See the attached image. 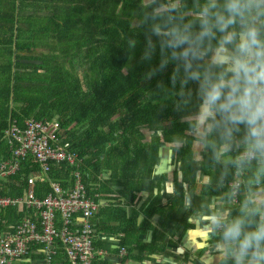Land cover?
<instances>
[{"label":"trees","instance_id":"obj_1","mask_svg":"<svg viewBox=\"0 0 264 264\" xmlns=\"http://www.w3.org/2000/svg\"><path fill=\"white\" fill-rule=\"evenodd\" d=\"M6 2L7 10L0 8L5 21L0 23L10 32H18L16 40L12 39L16 41L13 52L29 54L16 56V66L42 72L18 79V87L0 88V106L4 107L0 111V162L11 156L3 134L12 119L24 124L29 118L58 117L65 139L84 158L83 182L109 202L101 212L107 221L96 223L97 232L112 233L120 246L134 245L140 252L155 253L154 245L163 239L157 237L151 217L163 215L159 226L164 228L173 210L184 204V196L187 203L181 226L185 230H193L185 222L198 210V194H223V200L230 203L228 220L240 214L246 200L260 213L253 224L264 219V202H256L259 191H264V177L255 179L257 162L252 160L242 170L232 163L245 150V126L231 131V145L222 155L228 130L219 117L207 121L209 129L203 138L196 132L203 102L201 85L207 75L219 71L212 56L223 47L222 33L215 28L214 36L201 39L199 35L205 15L213 20L217 17L216 0ZM255 8L243 20L237 18L229 30L239 31L244 24L240 21L251 14L250 23L264 38V2L257 13H253ZM24 31L27 38L22 36ZM41 40L49 50L36 57L42 65L22 64L23 59H35L31 54ZM74 61L77 66H72ZM15 103L18 109L12 107ZM144 131L152 134L149 141H144ZM197 141L203 143L199 160L193 150ZM164 143L178 145L172 159L178 165L173 184L179 197L160 209L157 202L167 175H154V170ZM204 177L207 181L202 183ZM234 182H239L236 203ZM130 192L148 196L137 208L134 195L129 199ZM7 215L0 220L17 224L23 216L13 209ZM142 215L145 219L139 223ZM146 231L155 232L149 244L139 240ZM221 243L235 244L224 239L222 226L216 224L199 255ZM235 248L237 253L236 244ZM235 260L225 257L217 264H235Z\"/></svg>","mask_w":264,"mask_h":264},{"label":"built area","instance_id":"obj_2","mask_svg":"<svg viewBox=\"0 0 264 264\" xmlns=\"http://www.w3.org/2000/svg\"><path fill=\"white\" fill-rule=\"evenodd\" d=\"M3 139L11 156L0 162V218L11 209L23 216L17 224L0 220V264L30 254L40 255L43 264L60 254L66 264H96L105 251L98 248L95 221L109 202L83 182L84 158L65 139L60 123L29 118L21 126L12 119ZM231 186L236 203L239 182ZM126 254L119 247V256Z\"/></svg>","mask_w":264,"mask_h":264},{"label":"clouds","instance_id":"obj_3","mask_svg":"<svg viewBox=\"0 0 264 264\" xmlns=\"http://www.w3.org/2000/svg\"><path fill=\"white\" fill-rule=\"evenodd\" d=\"M260 2L225 0L227 15L213 20L206 14L199 34L201 39L214 36L215 28L222 33L226 49L215 65L219 71L207 75L201 85L200 122L219 117L228 130L221 155L231 145V131L238 130L241 124L245 126L244 153L232 163L242 170L255 160L257 180L264 177V38L254 24H242L239 31L229 29L237 18L243 20ZM252 203L246 200L240 214L231 220L226 214L213 218L214 223L222 226L224 239L237 245L235 264H264V219L253 224V218L260 213Z\"/></svg>","mask_w":264,"mask_h":264},{"label":"crops","instance_id":"obj_4","mask_svg":"<svg viewBox=\"0 0 264 264\" xmlns=\"http://www.w3.org/2000/svg\"><path fill=\"white\" fill-rule=\"evenodd\" d=\"M6 1H9V3H11V1L13 0H0V3H2L0 5V8L4 11H6L8 8ZM148 1L150 0H144V2ZM262 2H264V0H261L260 3ZM172 4L174 7L175 4ZM224 5L225 0H216V16L227 15ZM255 12L257 13V7L254 9L253 13ZM18 17L19 15L17 14L16 20L18 19ZM254 19L255 18H253V20ZM1 20H3V17H0V21ZM250 21L251 14L247 18V20L240 21V23L251 24ZM13 34L14 38H12ZM17 34L18 32L13 33L12 31H8L6 29V24L4 25L3 22L0 23V88L6 85H10L11 87H18V79H27V77H29V73L34 72L36 74L42 72L41 70L37 69L29 71L28 69L22 67L19 68L18 66H16V56L29 55L27 51H17L16 54L13 52V44L15 45L16 41L13 42L12 39H15ZM22 34L21 35L23 36V38H27L29 36L27 31H24ZM40 44L41 46L35 49V53L31 54L32 56H35V59H23L21 60L22 64L35 66L42 65L43 62L29 63V61H42L36 57L40 56L41 54L48 53L42 51V48H44L42 40ZM225 52L226 49H224V47L216 49L215 62H217ZM12 107H15L17 109L19 108L17 103L12 105ZM3 108V106H0V111ZM197 122V134H199V132L201 131L204 132L209 129V124L207 125V122L201 124L200 120L198 119ZM20 125L23 126L22 123H20ZM151 135L152 134L150 133V135L148 136L149 139L144 141H149ZM177 146L178 145L176 144H163V147L160 151L159 164L155 167L154 170V175H167L164 186L162 185V183L160 184V186L164 187L163 190L159 193V199L157 202V208L160 209H166L173 198L179 197V194L176 195L174 193L173 184V172L175 170H178V165L175 164L172 159V151ZM193 150L195 153V159L199 160L200 153L203 150V143L200 141L194 142ZM223 154H226V150L223 151ZM109 176L110 172L107 173L106 178H109ZM206 181V177H204L202 183ZM118 189L119 188H116V190ZM259 192L264 193V191ZM153 193L156 194V189ZM133 195V203L135 204L136 202V206L138 208L147 199L148 193L130 192V200L133 199ZM120 197L122 198L121 194ZM186 198L187 197L184 196L183 205H179L173 210L164 228H161V226H159L161 220L164 217L163 215H154L151 217L150 221L154 227V230H156L158 233L157 237L163 238L161 242L157 240L158 245H154V248H156V250H161H154L155 253H150L149 250L140 252L139 248L133 245L130 246V248L125 247L127 250V254L126 256L121 258L119 256V247L123 246H120V240L118 239V237L114 236L112 233L103 232L99 234L100 241L98 242V248L103 249L105 251V254L102 256L103 258H100L96 262V264H217L221 259L225 257L236 258V248L235 244L233 243H221L218 245H214L211 248H208L202 256L199 255L200 251H202L206 247L204 243L209 240V235L211 234L213 227L216 225V223L213 222V218L222 214H226L227 216L230 203L228 204L223 200V194L215 197H205L200 194L196 195L195 206L198 210L185 222V226L189 225L193 227V230H185V227L181 226L183 224L182 219L185 215L186 210ZM103 209H105V207L100 210L95 223H101L104 220L107 221L106 216L101 213ZM140 218L138 220L139 223L142 222L143 218L145 219L143 215ZM154 234L155 232L146 231V234L140 236L139 240L144 244H149L152 241V235ZM209 252L210 254L206 256L205 254ZM14 264H43V258L37 254H30L20 261L15 262ZM52 264H66L63 255L60 254L59 256H57L53 260Z\"/></svg>","mask_w":264,"mask_h":264},{"label":"rangeland","instance_id":"obj_5","mask_svg":"<svg viewBox=\"0 0 264 264\" xmlns=\"http://www.w3.org/2000/svg\"><path fill=\"white\" fill-rule=\"evenodd\" d=\"M42 51L43 52H48L49 50L47 49V48H42ZM216 52V51H215ZM212 60H216V53L214 54V56H212ZM42 62V61H41ZM72 66H77V63H76V61H74V63H73V65ZM196 119H198V120H200L199 119V116L196 118ZM144 133H145V136H146V138H145V140H148L149 138H148V136L150 135V133L149 132H147V131H144ZM204 133H205V131L204 132H199V134H198V136L199 137H201V138H203L204 137ZM256 202H258L259 204L261 203V202H264V193H259L258 195H257V197H256ZM205 220V219H204ZM204 231H206V230H204ZM210 254V252L209 253H207V254H205L206 256L207 255H209ZM205 257V256H204Z\"/></svg>","mask_w":264,"mask_h":264},{"label":"water","instance_id":"obj_6","mask_svg":"<svg viewBox=\"0 0 264 264\" xmlns=\"http://www.w3.org/2000/svg\"><path fill=\"white\" fill-rule=\"evenodd\" d=\"M29 63H41V61H29ZM58 117H56L57 119Z\"/></svg>","mask_w":264,"mask_h":264}]
</instances>
